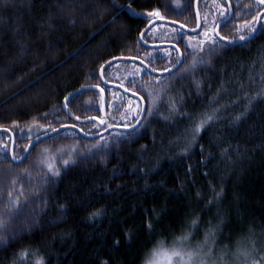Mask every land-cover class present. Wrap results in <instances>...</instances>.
<instances>
[{
  "label": "trees",
  "instance_id": "obj_1",
  "mask_svg": "<svg viewBox=\"0 0 264 264\" xmlns=\"http://www.w3.org/2000/svg\"><path fill=\"white\" fill-rule=\"evenodd\" d=\"M193 3L0 0V128L13 134L14 156L61 126L94 134L132 125L138 100L104 86L99 69L115 57L173 67V47H145L138 36L157 17L194 28ZM230 3L219 33L238 40L261 7ZM198 10L196 34L157 23L143 35L180 49L172 73L126 60L104 69L105 81L145 101L135 132L86 139L65 128L14 164L0 131V264H148L186 233V247L212 249L215 264L225 253V264H264V18L249 39L228 45L214 35L225 1L200 0ZM80 87L66 106L90 119L81 123L62 107ZM205 115L213 118L196 133Z\"/></svg>",
  "mask_w": 264,
  "mask_h": 264
},
{
  "label": "water",
  "instance_id": "obj_2",
  "mask_svg": "<svg viewBox=\"0 0 264 264\" xmlns=\"http://www.w3.org/2000/svg\"><path fill=\"white\" fill-rule=\"evenodd\" d=\"M200 0H194V3H193V7H194V13H195V17H196V24H195V27L194 28H188L176 21H173V20H169V19H165V18H160V17H157V18H153V19H150L148 21V23L146 24V26L142 29V31L139 33V36H138V39H139V42L145 46V47H149V48H164V47H173L176 51H177V56H178V59L175 63V65L173 67H171L170 69H167V70H163V71H158V70H153L152 68H150L144 61L138 59V58H132V57H115V58H112L110 60H108L107 62H105L99 69V77H100V81L102 82V84L104 86H107V87H114L116 89H118L119 91L125 93L126 95H129L130 97L132 98H135L139 101L140 103V110H139V114L136 118V120L134 121V123L130 126H122V125H110V126H107L106 128H104L103 130L97 132V133H94V134H87V133H84L82 132L80 129H78L77 127L73 126V125H65V126H61V127H58L56 129H53L49 132H46V133H43L41 135H38L36 137H34L26 146L25 149H28V151H23V153L21 154L20 157H16L15 160H13V146H14V136L13 134L7 130V129H2L0 128V131H4L6 133L9 134L10 136V139H11V143H10V148H9V158L10 160L14 163V164H18V163H21L26 155L28 154L29 150L35 145V143H37L40 139H43L47 136H50V135H53L55 133H58L62 130H64L65 128H72L74 129L75 131H77L82 137L86 138V139H94V138H98L102 135H105L113 130H117V131H131L133 130V128H136L142 121L143 117H144V114H145V101L143 99L142 96H140L139 94L135 93V92H132V91H129L127 90L125 87L117 84V83H111V82H107L105 81L104 77H103V71L104 69L109 66L110 64H113L114 62H117V61H132V62H136L140 65H142L144 68H146V70L148 72H150L151 74L155 75V76H162V75H167V74H170L172 73L173 71H175L181 64L182 62V53L180 51V49L173 43H146L144 40H143V35L146 31H148L151 27H153L155 24L157 23H164V24H169V25H173V26H176L180 29H182L183 31L187 32V33H190V34H196L199 32L200 30V25H201V19H200V15H199V10H198V3H199ZM225 3H226V7H227V15L221 19L220 21H218L214 27V35L215 37L220 40L221 42L223 43H226L228 45H238L242 42H244L245 40L249 39V34L251 33L252 35L256 32V30L258 29V26H259V20L262 16V14L264 13V10L261 11L260 13L257 14L256 16V19H255V24L252 28V30L245 36L246 39L245 40H241V39H238V40H229V39H221L222 36L220 35L219 33V29L221 27V25L227 23L232 15H233V11H232V6H231V3H230V0H224ZM257 2H260L262 3V0H256ZM253 29H255L253 31ZM251 35V36H252ZM87 87H80L74 91H71L70 93H68L65 97H70L72 94H74L75 92L77 91H80V90H83ZM66 102L67 100H65V98L63 99L62 101V107L64 109V111L71 117V119L75 122H84V121H89L90 119L87 118V119H80V118H77V117H74L72 114H70L69 110L67 109V106H66Z\"/></svg>",
  "mask_w": 264,
  "mask_h": 264
},
{
  "label": "snow or ice",
  "instance_id": "obj_3",
  "mask_svg": "<svg viewBox=\"0 0 264 264\" xmlns=\"http://www.w3.org/2000/svg\"><path fill=\"white\" fill-rule=\"evenodd\" d=\"M154 15H158V13H153ZM255 29H253L254 31ZM251 33L249 34V37H251ZM223 39V37L221 38ZM241 40H245L246 37L245 36H241L240 37ZM65 100H68V97H65ZM213 117L211 115H205V117L203 119L200 120V122L198 124L195 125V132L199 133L200 130L204 127V125L210 121ZM239 117H237L238 119ZM133 132H135V128H133ZM25 151H28V149H25ZM13 160L16 159L15 156L12 157ZM67 163V162H65ZM58 174V173H57ZM219 195V194H217ZM100 212L99 210H97V212L92 213L93 216L99 215ZM192 224L195 226L197 224L196 220L192 221ZM148 228L149 230H151L153 228V225L151 223L148 224ZM126 235H129L128 233H126ZM206 240H207V234H206ZM186 242H190V234H183L181 237L177 238V241L173 242V246L170 249L169 252V260H168V264H196L197 262V258L199 257V264H208V261L206 258L207 256H211L212 255V249H209V251L207 253H202V246H198L197 249H191V248H187L186 247ZM158 244L160 243L159 241L157 242ZM116 245L119 244V241L115 242ZM27 255V250H23L20 253L21 258H23L24 256ZM226 255V253L224 255H222L220 257L221 260V264H225V260H224V256ZM175 258L174 260L172 258ZM36 264H43L42 260H37ZM102 264H107V261H103ZM213 264H215V261H213ZM255 264V262H254Z\"/></svg>",
  "mask_w": 264,
  "mask_h": 264
},
{
  "label": "rangeland",
  "instance_id": "obj_4",
  "mask_svg": "<svg viewBox=\"0 0 264 264\" xmlns=\"http://www.w3.org/2000/svg\"><path fill=\"white\" fill-rule=\"evenodd\" d=\"M36 144V143H35ZM169 252L168 250H165V251H161V253L158 252V254L154 255L151 260L149 261L148 264H168V260H169ZM207 259L208 261V264H213V261L212 260V257L211 256H207V257H204ZM173 260L175 259L174 257L172 258ZM199 257L197 258V262L196 264H199Z\"/></svg>",
  "mask_w": 264,
  "mask_h": 264
},
{
  "label": "flooded vegetation",
  "instance_id": "obj_5",
  "mask_svg": "<svg viewBox=\"0 0 264 264\" xmlns=\"http://www.w3.org/2000/svg\"><path fill=\"white\" fill-rule=\"evenodd\" d=\"M245 1H246V6H248V2H249V0H245ZM252 1H254L255 3H258V4L260 5V7H261L258 11H256V13H255V15H254V21H253V26H254V24H255V19H256L257 14L264 10V0H262V3L257 2L256 0H252ZM226 15H227V13H226L221 19H223ZM263 18H264V13L262 14V16H261V18H260V20H259V25H260V23L263 21ZM219 21H220V20H219ZM253 26H252V28H253ZM258 27H259V26H258ZM252 28H251V30H252ZM138 102H139V101H138ZM139 104H140V103H139Z\"/></svg>",
  "mask_w": 264,
  "mask_h": 264
}]
</instances>
